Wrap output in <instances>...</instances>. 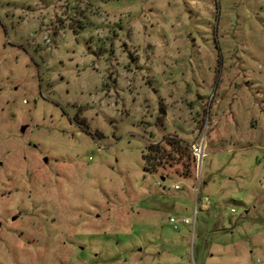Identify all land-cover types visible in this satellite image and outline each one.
<instances>
[{"label": "rangeland", "instance_id": "374dc122", "mask_svg": "<svg viewBox=\"0 0 264 264\" xmlns=\"http://www.w3.org/2000/svg\"><path fill=\"white\" fill-rule=\"evenodd\" d=\"M0 264H264V0H0Z\"/></svg>", "mask_w": 264, "mask_h": 264}, {"label": "trees", "instance_id": "16d2710c", "mask_svg": "<svg viewBox=\"0 0 264 264\" xmlns=\"http://www.w3.org/2000/svg\"><path fill=\"white\" fill-rule=\"evenodd\" d=\"M173 143H176L173 141ZM173 143H170L169 145H172ZM178 145L176 144L174 145V148L177 150L178 149ZM148 151H152V153H155L154 156H152L151 152L149 154H143V156H141L142 161L144 162V164L146 166H144L143 170L146 172H151L149 169L152 168L154 165L156 166V168L159 166L160 162H157V156L159 154V147L158 145L154 146V145H150L148 146V148H146Z\"/></svg>", "mask_w": 264, "mask_h": 264}, {"label": "built area", "instance_id": "2783aa9c", "mask_svg": "<svg viewBox=\"0 0 264 264\" xmlns=\"http://www.w3.org/2000/svg\"><path fill=\"white\" fill-rule=\"evenodd\" d=\"M203 148H204V144L203 143H201V145L199 147H193L194 154L197 156L196 157L197 158V164H198L199 159L201 161L202 157H204L205 152H204V154L201 153V150L204 151ZM199 166H201V164ZM174 189L179 191V187L178 186H175ZM197 192H196V194H197ZM196 199H197V196H196ZM196 201H197V205H198V199ZM196 213H197V210H196ZM169 221L174 226L173 228L176 229V230H177V227L179 226V224L191 225V222H190L189 219H183V220L180 221V220H176V219L171 217L169 219Z\"/></svg>", "mask_w": 264, "mask_h": 264}, {"label": "water", "instance_id": "95a60500", "mask_svg": "<svg viewBox=\"0 0 264 264\" xmlns=\"http://www.w3.org/2000/svg\"><path fill=\"white\" fill-rule=\"evenodd\" d=\"M25 131V128H22L21 129V132L23 133ZM45 162H46V160H45ZM201 164V161H200V159H199V161H198V166ZM162 180H164V179H162Z\"/></svg>", "mask_w": 264, "mask_h": 264}, {"label": "bare ground", "instance_id": "6f19581e", "mask_svg": "<svg viewBox=\"0 0 264 264\" xmlns=\"http://www.w3.org/2000/svg\"><path fill=\"white\" fill-rule=\"evenodd\" d=\"M201 153H203V154H204V151H202V150H201Z\"/></svg>", "mask_w": 264, "mask_h": 264}]
</instances>
